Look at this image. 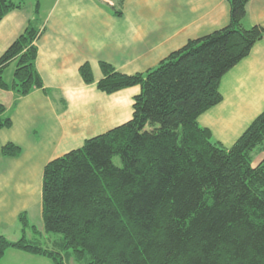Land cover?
Listing matches in <instances>:
<instances>
[{
	"label": "trees",
	"instance_id": "16d2710c",
	"mask_svg": "<svg viewBox=\"0 0 264 264\" xmlns=\"http://www.w3.org/2000/svg\"><path fill=\"white\" fill-rule=\"evenodd\" d=\"M251 1L229 0L228 26L189 41L146 73L101 63L100 91L141 88L133 118L46 166L44 231L58 238L50 248L0 234V262L14 248L54 264H264V158L253 165L264 151V112L231 148L198 122L223 101V77L264 40L263 26H243ZM23 4L0 0V22ZM42 31L35 17L0 57V89L20 97L45 90L37 69ZM80 74L95 83L89 64ZM6 113L0 104V130L13 125ZM2 153L18 157L21 148L9 143ZM19 222L37 232L25 214Z\"/></svg>",
	"mask_w": 264,
	"mask_h": 264
},
{
	"label": "crops",
	"instance_id": "0c3cea01",
	"mask_svg": "<svg viewBox=\"0 0 264 264\" xmlns=\"http://www.w3.org/2000/svg\"><path fill=\"white\" fill-rule=\"evenodd\" d=\"M15 3L24 4L0 22V57L37 17L43 29L37 41V69L45 90L20 97L15 91L0 89V104L13 121L11 128L0 130V234L12 242L23 236L37 239L30 234L45 238L46 166L133 118L134 98L141 88L113 94L100 91L101 63L126 75L146 73L189 41L223 29L231 20L229 0ZM118 10L121 16L116 15ZM247 12L246 29L264 27V0H252ZM85 64L91 66L94 84H86L80 74ZM14 71L15 64L5 70L8 83L13 82ZM220 92L223 101L198 122L215 141L231 148L264 112V40L223 77ZM9 143L21 148L18 157L3 155ZM24 214L37 232L23 231L19 218ZM48 239L53 243V238Z\"/></svg>",
	"mask_w": 264,
	"mask_h": 264
},
{
	"label": "rangeland",
	"instance_id": "374dc122",
	"mask_svg": "<svg viewBox=\"0 0 264 264\" xmlns=\"http://www.w3.org/2000/svg\"><path fill=\"white\" fill-rule=\"evenodd\" d=\"M13 1L18 2L19 0H13ZM34 1H39V0H34ZM262 158H264V151L255 156V159L253 161V165H257L262 160ZM114 163L119 167L122 166V162H121V159L119 157L114 158ZM43 233H45V232H43ZM30 237H35V238L41 240L40 236L36 237L35 235L30 234ZM50 237L53 239H56L57 236H54V235L49 236V235L45 234L44 240H41L43 246L53 248L52 243L48 242V240H49L48 238H50ZM1 264H54V262L51 259L46 258V257L36 256L33 254L23 252L21 250L11 248L7 251L6 257L3 259ZM69 264H80V263L77 262L76 260L72 259L69 262Z\"/></svg>",
	"mask_w": 264,
	"mask_h": 264
}]
</instances>
